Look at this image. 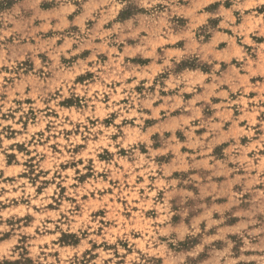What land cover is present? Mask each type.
Masks as SVG:
<instances>
[{
    "label": "clouds",
    "instance_id": "obj_1",
    "mask_svg": "<svg viewBox=\"0 0 264 264\" xmlns=\"http://www.w3.org/2000/svg\"><path fill=\"white\" fill-rule=\"evenodd\" d=\"M0 264H264V0H0Z\"/></svg>",
    "mask_w": 264,
    "mask_h": 264
}]
</instances>
